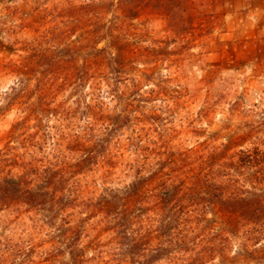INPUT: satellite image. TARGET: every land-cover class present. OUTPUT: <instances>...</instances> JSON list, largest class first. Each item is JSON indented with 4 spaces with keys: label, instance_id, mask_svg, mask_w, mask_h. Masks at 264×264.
<instances>
[{
    "label": "trees",
    "instance_id": "16d2710c",
    "mask_svg": "<svg viewBox=\"0 0 264 264\" xmlns=\"http://www.w3.org/2000/svg\"><path fill=\"white\" fill-rule=\"evenodd\" d=\"M100 23L89 43H21L0 64V115L18 111L0 146V264H264V109L209 130L230 92L182 114L190 96L150 58L161 41L139 53Z\"/></svg>",
    "mask_w": 264,
    "mask_h": 264
},
{
    "label": "rangeland",
    "instance_id": "374dc122",
    "mask_svg": "<svg viewBox=\"0 0 264 264\" xmlns=\"http://www.w3.org/2000/svg\"><path fill=\"white\" fill-rule=\"evenodd\" d=\"M100 20L112 22L120 41L139 53L146 40L161 41L150 58L163 60L157 74L172 76L173 86L190 96L182 114L205 107L197 94L230 92L225 102H210L209 130L236 126L232 109H264V0H0V64L21 43H89ZM11 82L2 77L0 91ZM17 114L12 107L0 115V146Z\"/></svg>",
    "mask_w": 264,
    "mask_h": 264
}]
</instances>
